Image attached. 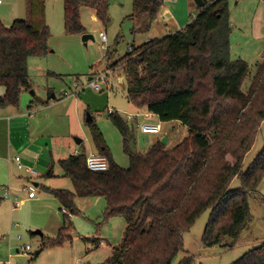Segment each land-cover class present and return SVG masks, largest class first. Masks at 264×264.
Segmentation results:
<instances>
[{
	"label": "trees",
	"instance_id": "trees-1",
	"mask_svg": "<svg viewBox=\"0 0 264 264\" xmlns=\"http://www.w3.org/2000/svg\"><path fill=\"white\" fill-rule=\"evenodd\" d=\"M163 3L134 0L133 17L152 23ZM45 5L46 0H26V19L9 26L0 19V86L6 89L0 107L19 106L22 91L30 88V57L48 53L51 31L44 21ZM64 5L69 34L86 32L82 6L94 9L103 22L109 20V0H64ZM231 32L228 0H213L184 28L133 46L121 61L130 102L162 122L178 120L188 127V135L175 147L167 149L157 139L147 152H131V125L112 111L109 116L129 156L127 168L114 160L93 120L88 122L92 139L97 152L107 157L108 169L89 170L84 152L59 160L63 176L76 190L47 188L62 208L80 214L77 196L104 197L105 221L114 216L126 220L121 244L99 264H175L186 251L185 234L207 210L211 215L202 236L205 247L220 244L226 236L236 240L250 220V196L264 179V147L246 168L244 161L264 121V59L243 91L250 65L232 58ZM235 178L240 185L232 188ZM68 218L65 215L56 238L43 239V247L60 246L75 237L94 248L101 245V236L76 235ZM193 260L188 253L176 264ZM232 264H264V243Z\"/></svg>",
	"mask_w": 264,
	"mask_h": 264
},
{
	"label": "rangeland",
	"instance_id": "rangeland-1",
	"mask_svg": "<svg viewBox=\"0 0 264 264\" xmlns=\"http://www.w3.org/2000/svg\"><path fill=\"white\" fill-rule=\"evenodd\" d=\"M164 1L157 18L148 24L144 18L133 17L134 0H109V20L106 23L94 9L82 6L81 23L85 33L94 36L86 45L82 40L83 34H69L65 30L64 0H46L44 21L51 31L48 53L42 57H30V88L22 91L19 106H9L3 112L0 110V264H77L80 260L82 263L85 261L86 247L90 243L82 242L79 237L60 246L43 247L42 244L44 238L49 240L58 236L65 219L64 207L47 188L75 190L72 180L63 176L56 154L53 159L52 147L65 145L68 139L67 154L77 150L88 156L97 151L90 126L85 120L90 113L93 122L103 132L114 160L124 168L130 165L123 136L109 112L114 111L122 117L139 114V119L144 122L146 109L129 101L127 76L121 61L130 53V47H138L153 37L161 39L184 28L203 9L194 0ZM212 1L208 0L206 7ZM228 4L232 24L231 56L233 59L242 58L250 65L249 75L242 86L246 92L264 59V0H228ZM27 17L26 0L0 1V19L4 24L11 25L15 18ZM101 31L107 34L105 47L99 36ZM107 72L108 83L101 82L98 77L107 75ZM90 77L100 83L101 91L90 87ZM30 112L33 117L29 116ZM161 124L162 133L156 138L161 140L168 136L167 149L175 147L188 135V127L178 120L161 121ZM131 130L129 150L147 152L154 135L143 134L137 128ZM75 138L83 139V143L77 145ZM26 145H31L27 151L24 148ZM263 147L264 121L254 147L244 161V168ZM16 154L28 155L31 158L30 167L38 172L33 179L40 184L37 198H28L24 188L30 179L25 177L12 185L3 176L7 171V160ZM50 171L51 174H48ZM239 185L240 179L235 178L231 187ZM6 187H10L9 196L5 195ZM21 199L25 201L16 206ZM104 199L77 198L75 205L80 214L68 218L66 223L72 224L76 235L101 236L105 248L111 244L119 246L125 234L126 221L124 216H114L105 221L107 203ZM210 215L211 210H207L185 234L186 251L176 257L175 264L188 253L194 257L192 264H232L248 250L264 243V179L250 196V220L236 240L226 236L220 244L205 247L202 236ZM37 230L43 234H35ZM232 243L234 246L229 247ZM26 245L31 246L30 253L22 250ZM39 249L42 251L36 257ZM100 258L97 254L91 262Z\"/></svg>",
	"mask_w": 264,
	"mask_h": 264
},
{
	"label": "crops",
	"instance_id": "crops-1",
	"mask_svg": "<svg viewBox=\"0 0 264 264\" xmlns=\"http://www.w3.org/2000/svg\"><path fill=\"white\" fill-rule=\"evenodd\" d=\"M1 2H2V0H0ZM20 19H23V18H15V20L14 21H16V20H20ZM13 21V22H14ZM12 22V23H13ZM5 25H7V26H9L8 24H5ZM182 29V28H181ZM177 31V30H176ZM155 39H160V38H155V37H153V38H150L149 39V41L150 40H155ZM130 52V51H129ZM125 78V77H124ZM124 80H123V78H121V82H123ZM5 87H3V86H0V96L1 95H4V93H5ZM3 107H1V112H3L7 107H5V108H3ZM147 113H149V111H147L146 110V113H144L143 115H145V114H147ZM151 115L150 116H145L144 117V121H151V122H154V123H161V121H160V119L156 116V115H154V114H152V113H150ZM33 113L32 112H30L29 113V116L30 117H33ZM141 122V120L139 119V117H137V118H134V120L132 121V122H130L129 124L131 125V127L132 128H137V129H139V127H138V125H139V123ZM162 125V124H161ZM18 128H20L21 127V125H16ZM28 128H29V130H30V126H28ZM162 130H163V128H162ZM139 131H140V129H139ZM35 132H37V130L35 131ZM141 132V131H140ZM142 133V132H141ZM162 133V131L159 133V134H149V135H154L152 138H151V146H152V144L157 140V139H159V138H156V135H160ZM143 134H145V133H143ZM66 139H67V137H65ZM36 138H33L32 140H35ZM67 141V143L65 144V145H57L56 147H52L53 149H52V157H53V155L54 154H56V160L57 161H59L60 159H64V158H58V157H65V158H67L68 156H70V155H73V154H78L79 152L77 151V150H72L71 152H69V154H67V150H66V148H69V141H68V139L66 140ZM168 141H169V138H168ZM82 143H83V141H82ZM81 143V144H82ZM38 144H39V142H38ZM49 145V144H48ZM77 145H80V144H77ZM150 146V147H151ZM31 147V145L30 146H27L26 145V147H24L25 148V151H27V150H29V148ZM38 147V149H41V146H37ZM150 147L148 148V150L150 149ZM23 148V149H24ZM147 150V151H148ZM8 151H9V155L10 156H12V154H10V149L8 148ZM12 152V151H11ZM94 152H97V151H94ZM25 154V153H24ZM20 156V154H16V156ZM22 155V154H21ZM63 155V156H62ZM9 156V157H10ZM21 158H22V160H23V162L27 165V166H30V162H31V158H29L28 157V155H22L21 156ZM25 158H28V159H25ZM53 159H54V157H53ZM7 163H8V165H7V171H5L4 173H3V176H4V178H6V180H8L9 181V183H11L12 185L13 184H15V182H16V180H20V179H23V178H28L29 179V175L25 172V171H22V170H19L18 168H17V166H16V164H15V162L12 160V159H8L7 160ZM21 171V172H20ZM23 173V174H22ZM48 174H51V171L48 173ZM37 177V176H36ZM37 184L38 185H40L39 184V182H37ZM40 187V186H39ZM55 188H59V189H65V190H68L67 188H61V187H55ZM70 191V190H69ZM76 190H73V192H75ZM38 197V195L36 196V197H34V198H37ZM79 197H83V196H77V198H79ZM76 198V199H77ZM31 199H33V198H31ZM22 200V202L23 201H25V199H21ZM105 200V199H104ZM71 218V217H70ZM126 221V220H125ZM103 239V238H102ZM82 242H84V243H87V242H85V241H83L82 239H80ZM102 243H103V241H102ZM102 243H101V245L99 246V247H97V248H94L91 244H89V245H87V247H86V257H84L83 259H85V261L82 263V261L80 260V261H78V263L77 264H99V263H102V262H104L111 254H112V248L114 247L112 244L109 246V248H105V247H103V245H102ZM88 244V243H87ZM18 252H19V250H18ZM41 253V252H40ZM97 254H99V256L101 257L100 259L101 260H98V261H94V262H91V258H94ZM39 256V255H38Z\"/></svg>",
	"mask_w": 264,
	"mask_h": 264
},
{
	"label": "built area",
	"instance_id": "built-area-1",
	"mask_svg": "<svg viewBox=\"0 0 264 264\" xmlns=\"http://www.w3.org/2000/svg\"><path fill=\"white\" fill-rule=\"evenodd\" d=\"M99 36H100V39L102 41V46L105 47V43L108 40L106 32L101 31ZM132 50H133V47H130L129 51L131 52ZM108 74L109 73L107 72V75L106 74L101 75L98 77V79L101 82L108 83V80L106 78V76H108ZM89 85H90V87H92L93 89H95L97 91L102 90L100 83L97 80H95L94 78H92ZM138 115L126 114V116L123 118L127 123H130L134 120V118H137ZM150 115H151L150 113H147L144 116H150ZM138 127H139L140 131L142 133H145V134H159L162 131L161 123H154L151 121L140 122ZM12 160L15 162V164L19 170L25 171L29 175L30 180L28 181V184L24 187L26 189V191L28 192V198L36 197L37 196V189H38L39 185L33 179L36 176H38V172L35 169H32L30 166H27L26 164H24L21 156L17 155L14 158H12ZM86 163H87L88 169L91 171H94V172L106 171L109 167V162H108L107 157L102 155V154H99L98 152H91L86 157ZM10 194H11L10 193V187H6L5 188V195L9 196ZM15 198L18 199L17 196ZM21 202H22V200H18V202L16 203V206H18ZM62 211H63L64 215L68 216L69 218L74 216L73 213L67 208H63ZM22 250L24 252L30 253L31 252V246L26 245L24 248H22Z\"/></svg>",
	"mask_w": 264,
	"mask_h": 264
},
{
	"label": "water",
	"instance_id": "water-1",
	"mask_svg": "<svg viewBox=\"0 0 264 264\" xmlns=\"http://www.w3.org/2000/svg\"><path fill=\"white\" fill-rule=\"evenodd\" d=\"M195 3L197 4L198 7L200 8H205L207 3H208V0H194ZM90 39H94V36L92 34H89V33H84L83 36H82V40L85 42V44L87 45V42L90 40ZM89 80H92V77H90ZM54 97V96H53ZM86 122H90L93 120V117L90 113H87V116L85 118ZM76 140V143L77 144H81L83 139L81 138H75ZM162 143L164 144H167L168 143V136H164L162 139H161ZM35 234H40L42 235V231L40 230H37L35 231ZM42 251V249H39L38 251H36L35 253V256L38 257V255L40 254V252Z\"/></svg>",
	"mask_w": 264,
	"mask_h": 264
}]
</instances>
